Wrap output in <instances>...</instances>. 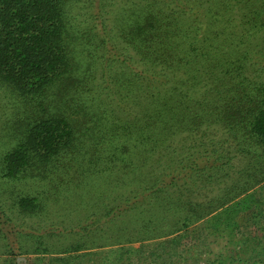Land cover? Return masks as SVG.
Masks as SVG:
<instances>
[{
    "label": "trees",
    "instance_id": "obj_1",
    "mask_svg": "<svg viewBox=\"0 0 264 264\" xmlns=\"http://www.w3.org/2000/svg\"><path fill=\"white\" fill-rule=\"evenodd\" d=\"M0 92L15 104L0 179L48 181L54 196L11 194L18 216L71 191L106 197L54 264H146L150 246L123 244L156 240L181 258L175 236L191 228L243 242L206 264H264L263 235L241 224L264 216V0H0ZM5 207L1 254L25 264ZM127 214L137 232L80 256L84 236Z\"/></svg>",
    "mask_w": 264,
    "mask_h": 264
},
{
    "label": "rangeland",
    "instance_id": "obj_2",
    "mask_svg": "<svg viewBox=\"0 0 264 264\" xmlns=\"http://www.w3.org/2000/svg\"><path fill=\"white\" fill-rule=\"evenodd\" d=\"M117 1L118 0H114V2ZM14 106L15 104L13 102H8L7 100L3 99L0 92V155L4 151L10 149L14 142L10 138L11 136L8 137L5 129H8L9 127L8 123L11 120L10 115L14 109ZM214 131H216L215 135H217L219 138L223 137L222 131ZM214 131L209 132L210 136H212V133ZM177 140L181 141L182 139L178 137ZM237 166H239V164ZM33 181L38 184L39 189H36L32 192V188H29V186H26L20 182L11 183L0 179V198L2 199V203L6 206L5 208L8 210V215H10L12 219L14 218L15 224L22 225V227H20L21 232L22 234L27 235L20 238V244L21 246H24L23 252L25 253V255L23 254L20 257H22V260H24L25 264H54L55 259L61 258L63 256L58 253L63 251L72 242L78 241L80 238L77 233L72 234V229L70 228H72V226L78 219H83L87 213L91 212L94 215H99L102 211L101 206L104 204L102 200H105L106 197L100 200L99 192L97 191V189L95 190L93 188L91 192L87 193V195L84 194V197L82 199L81 196L79 197V193L75 194L71 191L69 194H61L58 200L49 199L46 202L45 212L39 214H31V216H18L17 213L14 212V209H11V194L15 193L25 195L28 191L32 194H39L40 196L43 195L44 198L54 197H48L47 194H45L47 193V187H45V185L48 183V181ZM101 181L103 182L104 180H95L94 184L97 185L101 183L100 186L104 188V186H106V182L104 181L102 183ZM102 188L101 191L104 192V196L112 195L111 198H114L118 193L122 192H113L112 194V191H104ZM214 195L215 193L208 188L206 190H203L200 196L201 198H209L213 197ZM155 213L157 214L156 210ZM147 215L148 214L144 215V217ZM133 219L137 218H134L133 214H127L126 216L118 220V223L115 227L111 226L109 229H102L108 226L103 225L99 229L101 231L90 234L91 236H84L79 241V244H81V246L85 248L80 256L83 259H88L90 257L82 256V254L87 255L91 254L90 252H98L102 250L108 251L107 249L109 248H117L118 246H116V240L118 239H116V236H122V233L125 234L127 232H137L140 229L141 226L139 225V221L133 222ZM51 224H55V227H51ZM241 224L243 227L250 226L259 230L258 236L262 238L263 235L264 239V216L260 219H253L248 222L243 221L241 222ZM7 228L8 227H6V229ZM119 229H121V232H118ZM79 230L80 229H76L75 232ZM201 232L204 234H201L198 229L195 230L191 228L187 230H181V232L176 234L175 238H177L178 252L181 253L184 250L183 256L181 258H169L160 250L161 247L153 249V245L162 243V241L159 240L151 242L146 241V243L123 244V246H129L134 249L140 248V244L150 246L152 250L143 249V251L147 255L146 257L148 258L146 264H206L209 259L213 262L215 259H220L222 256L230 255L233 252L234 248L239 249L243 243L242 241L235 240L229 242L228 238H226V235L218 238L215 236L206 235V232ZM30 236H33L35 238H29ZM37 237L43 238L36 240ZM65 237L69 238L70 240L66 239ZM70 237L75 241H73ZM124 239L125 237H122V240ZM169 239L172 240V237H170ZM38 243H43L48 252H37L36 249ZM250 244H254V241H252ZM250 244L248 243L247 245H245L244 249L249 250ZM112 245L116 247H111ZM96 247H101V249ZM206 247L209 248L211 254L206 253ZM2 251L3 249H0V264H9L10 261L12 262L11 257L1 254ZM158 253L163 254L164 258L157 259ZM151 254H153V256Z\"/></svg>",
    "mask_w": 264,
    "mask_h": 264
}]
</instances>
